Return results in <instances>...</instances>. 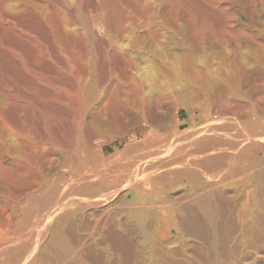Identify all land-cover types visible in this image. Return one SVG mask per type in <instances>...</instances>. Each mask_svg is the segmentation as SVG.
<instances>
[{
    "label": "rangeland",
    "instance_id": "rangeland-1",
    "mask_svg": "<svg viewBox=\"0 0 264 264\" xmlns=\"http://www.w3.org/2000/svg\"><path fill=\"white\" fill-rule=\"evenodd\" d=\"M5 1L2 2V4L0 1V13L7 16L8 13L13 14L16 12L18 5L19 7L20 4L23 6L24 1L29 0ZM10 3L12 7L10 6ZM13 3L15 6L17 5L16 8L13 6ZM32 3L37 6L35 11L40 15H43L44 18L46 17L47 20L50 21V24L48 22V24H45V22H39L36 17L37 19L36 21H33V23H30L28 19H22L23 21L17 19L19 22L18 26L16 28H11L9 23H5V21L3 22L0 19V50H4V52L6 50L5 53H7L6 55H3L5 53L0 51V55L2 56H0V71H2L0 72V75L5 73L4 77H0V80H2L0 82V86H2L0 87V106L5 109L8 120L13 119V122L11 121L12 123H16L17 119L13 115H15V113H21L25 117V127H29V125L33 123L40 134H44L47 130L48 121L44 119L40 105H35V109L32 110L26 102L27 94H25V92L27 93V91L30 90V85H28L30 78L27 79L29 76L24 68L26 61H29L30 58L34 61V54H37V50L34 47L33 49L31 45L26 43V46L23 47L24 51H21V56L19 57L8 48L9 45H17L21 48V43L18 42L16 34H19L18 31L22 29L32 33V37L27 39L28 41L30 40L29 43L34 42L39 45L44 59L46 54V57L48 58L47 61L51 58L53 60L56 59L57 61L59 58L58 63L62 67L65 66L67 61L73 60V55L67 51L68 46L64 32L69 31V33L76 37V43L78 45L86 51L89 50V53L91 52L90 54L87 52L88 56H84V61L87 64L88 61L90 62L89 75L86 78H80V81L85 85V89L83 88V97L87 99L90 107L87 112L88 121L93 120L99 111L106 107L107 103L111 105L114 100L121 97V95H124L123 88H125V78L127 79L126 76H128V74V78L132 81L138 79V82H143L140 78L141 69L152 64L157 66L160 59L167 64H170L171 62L175 63L176 61L190 55L195 58V61H197V66H195L197 71H202L204 66L210 68L215 74V85L212 87L213 89L210 90V93L212 92L213 94L211 93L210 96H206L205 92V94H203V91L194 84L186 85L183 80H178L176 76H174L175 78H160V81H165V85H169L165 86L163 85V82L160 83L161 87H166L168 91L167 92L166 89L163 88L165 89V95L167 97L166 105L174 104L172 111L179 116L178 120L182 127V131L186 132L187 136L190 135L187 139L188 141L196 136L200 137L203 134V131H205V128L214 129L212 133L209 131V133L213 134L212 136H218L219 134L218 137H227L224 136L226 133L222 131L217 132L218 130L215 129V127H218L217 124L214 123L215 119L206 122L193 120L191 118L200 115L203 106L206 108V105L209 104L210 100L217 99L214 98L213 95H216L215 97H217L216 93L220 89L219 83L222 75H225L226 73L228 74L233 70L232 68L234 67H231V63L233 65L235 64L234 69L237 70L238 68L241 73L244 74L245 80L241 84L242 86H240L239 91L242 94L244 93V96L245 94L248 96L246 95L245 99H241L228 93L226 98L229 101L234 103L241 102L248 105V97H250L249 94H251L249 92V88L251 87L250 84L255 80L258 81L260 79L258 82L263 84L261 87H263L264 90V75H262L264 74V0H34ZM1 5L4 6L1 7ZM8 5L10 8H8ZM7 9L9 10L7 11ZM30 10H32V8H30ZM85 13L87 15H85ZM10 16L12 15H9L8 17ZM13 17L14 16H12V18ZM62 20H64V22H62ZM65 23L66 25H64ZM51 25L53 26L52 28ZM5 26L7 27L5 28ZM112 27H123L125 30L123 36L115 38L111 32L113 30ZM60 28H62L61 31ZM106 28L110 29L109 33L108 30L106 31ZM53 32L58 34V36L60 35V39H55ZM105 32L108 33L109 37L108 35L106 37ZM9 39L10 41H8ZM37 41H40V44ZM1 45L4 47H1ZM44 47L47 48V53L44 51ZM49 51H52L53 53H49ZM25 52L29 55L27 56ZM58 52H61L62 54H59ZM153 52L154 54L152 55ZM31 53L33 55H31ZM115 53L124 54L127 58L126 63L128 65L125 61L120 62L114 57L113 54ZM11 54L13 59L15 57V61L11 59ZM48 54L52 56L50 59ZM56 54L62 56L53 58ZM7 56L10 57L12 61L9 60ZM86 57H88V59ZM19 60L22 63H20ZM60 60L64 61V63ZM4 61H7L10 65L6 66L7 63H4ZM33 61H31V63ZM28 63H30V61ZM93 64L95 66L92 68ZM199 65L202 67L200 68ZM14 67H16L15 70H13ZM102 67L104 72L101 69ZM6 68L8 69L5 70ZM138 68H140V71ZM18 70L20 72H18ZM14 71H16L17 74ZM124 71H126V73ZM18 74L19 76H17ZM15 76H17L16 78L18 80ZM117 77H121L124 80L121 79V81L117 82L119 80ZM12 78H15V80ZM11 79L14 81L12 82L13 84H11ZM3 81L6 83H4V86L2 85ZM23 81L26 84L24 85L21 83L20 85L19 83ZM90 82L93 86L91 87L93 88L92 90L88 89L91 85ZM123 82L124 84H122ZM16 83H18V85ZM147 85L148 84H146V86ZM25 86H27L28 89L24 88ZM2 89H5L4 91L6 94L3 93L4 91ZM18 89L19 92H17ZM10 90L12 96L9 95ZM24 90L26 91L24 92ZM116 92L117 94H115ZM3 94L5 96H3ZM13 97L20 99L14 100ZM23 97H25L26 100H23ZM10 98L13 99V102ZM92 98H94L96 102ZM20 103L22 104L21 106ZM177 103H179L180 106L175 107V104ZM6 104H9L10 106ZM248 107L250 108L249 105ZM94 108H96V110ZM250 111H252V108H250ZM32 112L35 114L33 119L30 117ZM107 113L109 114L110 112ZM106 114L103 113V116ZM108 114L106 115V118L103 116L100 117V129L103 132L102 138L104 140L102 139L99 142V145L103 144L102 141L108 143V145L104 146L106 155L110 156L114 152H127L130 157L137 154L134 150L126 151V148L128 145L133 148L134 145L141 142L142 139L144 140L145 133H147L150 128L136 125L134 123V116L126 117L118 125L115 123L112 115ZM184 122L187 123L184 124ZM214 125L216 126L214 127ZM155 132L157 137H154L153 139L159 140L158 137L163 135V132L160 131V129ZM232 132L233 134L230 131V135L235 134V130H232ZM209 133H205L203 137L208 134L209 137L206 136V138H210L211 134ZM12 137L13 135L8 137V139H12ZM166 145L167 142L163 141L162 143H159L157 147H165ZM193 149V147H188L186 150L190 152ZM259 151L261 152L260 155L253 154L252 157H264V150ZM243 164L244 163L241 160L240 165ZM127 173H129V175H127ZM255 173L250 172L251 175H255ZM124 175H127V178H137L135 182L139 181L140 183H142L145 176L143 174H134L131 171L125 172ZM123 180L116 176L110 178V181L116 184L109 190L100 192L102 197V194L106 196V198L103 197V199H105L103 202L101 201L89 207H85L82 206L83 203L78 199L75 200V205L66 207V209L68 208L66 211L70 210L73 214L75 222L73 228L68 229L66 233V237L68 238L71 247L75 248L76 251V254H74L69 260L74 259L77 253H81L80 255L83 256L88 264H96L97 262V264H101L99 261H94L95 257H92L93 254L91 252L97 250L101 254L99 260H102L103 258L105 264H264V190L258 193V196L256 195V197H253L251 191L254 188L255 182L246 184L243 181V176H239L234 180L231 179L224 183H220L217 186V189L215 190H224L222 187H224L225 190L226 188H228L227 190L238 188L239 192L236 193L233 191L232 194L235 197L230 200V202L228 201V204L231 203V206H229L227 202L225 203L224 200L221 201V199H219L217 201L225 212L224 214L226 215V213H228L226 215L227 218L226 216H223L224 218L221 217L219 219V233L217 232V236H213V234L205 231H195L187 235L182 233V228L184 227L183 219L178 214H175V210L180 205H186L189 202L191 203L189 198L186 199V195L190 193V191L188 190L189 186L185 182L169 184L165 188L155 189L151 186L144 187V184L137 187H130L127 186L126 183H123ZM135 194L142 196L150 194L155 197V201L138 202V200L133 199ZM7 204L6 200L4 203L3 201L0 202V208H7ZM145 208H147L151 217L155 215L157 218V221H154V223L151 222L150 224L151 230L155 234V237L150 239H147L149 236L144 232L143 225L135 214L137 211H141ZM229 208H232V210H229ZM84 211L86 213L90 211L92 216L90 215L87 217ZM19 212V208L11 210L10 213L12 219H3L2 222H0V234H2V236H0V245L2 243V245H4L8 237H15L16 232L19 234L20 230H18L19 226L17 224H19L18 222L23 218L22 215H19L21 214ZM36 221L37 219L33 218L27 224V230L24 231V233H28L29 231L28 234L30 235H28V237H31L30 239L33 243L29 238L27 242L31 247L36 244L39 236L38 233L40 234L41 230L39 228L35 229L36 226L34 225ZM4 223L8 224L5 225ZM172 228H174V230ZM14 230H16V232ZM4 231L9 234H6ZM106 231L108 234L110 233V236L105 234ZM43 232L45 231H42L40 235L42 238L39 241V246L44 250L48 246L46 243H49L51 234L47 231L45 235ZM10 234L12 235L9 236ZM18 234H16V236H18ZM111 234L114 236H111ZM6 235H8V237ZM33 235L34 237H32ZM107 236L112 238L109 239ZM123 237H129L132 240L134 245L133 251L129 248L127 249L124 244L120 245L118 243L117 239ZM45 240L46 243L44 242ZM115 247L117 249H115ZM107 255H109V257ZM48 259L49 263L47 262V264H66L64 258L57 255L55 256L54 254L48 257ZM171 260L173 261L171 262Z\"/></svg>",
    "mask_w": 264,
    "mask_h": 264
},
{
    "label": "bare ground",
    "instance_id": "bare-ground-1",
    "mask_svg": "<svg viewBox=\"0 0 264 264\" xmlns=\"http://www.w3.org/2000/svg\"><path fill=\"white\" fill-rule=\"evenodd\" d=\"M0 1L2 4V2L5 0ZM31 1L34 2V0ZM31 1H24V5L21 6L22 4H20V7L18 5L16 12L13 13L11 11L13 14L8 13L7 16H5L0 13V19L3 22L5 21V23H9L11 28H16L18 26L19 22L17 19L20 21L22 19H28L30 23H33V21H36L38 18L39 22H45V24L48 22L50 24V21L47 20L46 17L44 18L43 15H40L35 11L37 6ZM2 6L4 5H1V7ZM10 6L12 7L11 3ZM10 6L8 8H10ZM13 6H15L14 3ZM30 8H32V10H30ZM8 10L9 9H7V11ZM32 14L33 16L35 15V18L32 16ZM9 15L14 16L15 18H12V16L8 17ZM85 15L87 14L85 13ZM62 22H64V20H62ZM64 25H66V23ZM6 27L7 26H5V28ZM52 27L53 26L51 25V28ZM112 28L113 30L111 32L113 34H111L114 35L115 38H120L123 36L125 32L123 27ZM61 29L62 28H60V31ZM107 30L109 33L110 29L106 28V31ZM18 32L19 34L17 33L16 35L18 42L21 43V48L17 45V47L14 45H9L8 48L11 52L16 54V56L18 55L19 57L21 56V51H24L23 47L26 46V43L37 50V54L34 52V61L31 58V60L28 58L30 63H28L29 61H26V64L24 65V68L26 69L29 76L27 79L30 78V81L28 80L30 82V84L28 82V85H30V90L27 91V93L25 92L26 90H24V92L27 94L26 102L32 110L35 109V105H40L41 113L44 119L48 121V126L44 134L38 133L33 123H31L29 127H25V117L21 113H15V115H13L17 119L16 123H12L13 119H9V121L8 117L6 116L5 109L0 106V202L3 201L4 203L6 200V203H8L7 208H0V222H2L3 219H12L11 213L13 212L10 213V211L15 210V208H19V213H21L19 215L23 216L21 221L18 222L19 224H17L19 226L18 230H20L19 234L16 232V230H14L16 232L15 237H8V235H6L8 237L6 239L7 241L5 242L4 240L5 244L2 245V243L0 245V264H47L49 260L48 257L52 256L53 254L55 256L57 255L61 258H64V262L66 264H88L83 256L80 255L81 253H77L74 259L69 260L74 254H76V251L75 248L71 247L70 242L66 237V233L68 229L73 228L75 222L73 214L70 212V210L66 211L68 209H66V207L75 205V200L78 199L83 203L82 206L85 207L105 201L103 197L106 198V196L102 194V197L100 192L109 190L116 184L110 181V178L113 176L118 178L120 177L121 180L124 179L122 182L126 183V185L130 187H137L144 184V187L151 186L152 188L160 189L167 187L169 184H179L185 182L189 186L188 190L190 191V193L186 195V199L189 198L191 203L189 202L186 205H180L175 210V214H178L183 219L184 227L182 228V233L184 235L195 231L209 232L210 234H213V236L217 234L218 221H220L219 219L221 217L224 218L228 213L227 212L226 215L224 214L225 212L222 210L217 201L221 199V201L224 200L225 203L227 202L228 204V201L230 202V200L235 197L232 194L233 191L236 193L239 192L238 188L233 190H227L228 188H226L225 190V188L222 187L224 190H215L220 183H224L231 179L234 180L239 176H243V181L246 184L255 182L254 188L251 191L253 197H256L258 193L264 190V157L257 158L252 157V155L249 158L251 151L264 150V90L263 87H261L263 84L258 82L260 79L258 81H252V84H250L251 87L249 86V92L251 94H249V104H247L250 106V108H252V111H250L248 105L244 103H234L229 101L226 98L228 93L233 94L237 98L241 99H245L247 95L245 94L244 96V93L242 94L239 91L240 86H242L241 84L245 80L244 74L241 73L237 67V70L234 69L235 64L233 65L231 63L232 66H230L234 67L232 68L233 70L228 74H221L222 78L220 77V89H217V97H215L216 95H213V97L217 99L210 100L209 104L206 105V108L205 106H203V109L201 108L202 110L200 115L191 118L193 120L206 122L215 119V122H213L218 126L215 127L216 125H214L215 129L218 130L217 132L222 131L226 133L224 136L227 137H218L219 134L218 136H212L213 134L211 133L214 131V129L205 128V131H203V134L200 137L196 136L193 139L191 138L192 140L188 141L187 139L190 137V135L187 136L186 132L182 131V127L178 120L179 116L174 114V111H172L174 104L166 105V87L163 86L165 85V81H160V78L167 79L176 76L178 80H183L186 85L194 84L201 91H203V94L206 93V96H210L212 93H210V90L213 89L212 87L215 85V74L210 70V68L204 66L202 71H197L195 67L197 66V61H195V58L192 56L188 55L187 57L182 58L175 63L171 62L170 64H167L165 61L160 59V61L157 63V66L155 64L147 65L145 68L141 67V71L139 70L140 68H138L140 71V78L145 84L143 82H138V79L132 81L128 78L129 74L127 73V79L125 78L127 85L125 82V88H123L124 95H121V97H118L117 99L114 98L116 100H114L111 105L107 103L106 107L99 111L93 120L88 121L87 112L90 107L87 99L83 97V88L85 85L82 81H80V78H86L89 75L90 62L88 61L87 64L84 61V56L87 55V52L89 53V50L86 51L80 45H78L76 43V37L69 33V31L64 32L68 46L67 51L73 55V60L67 61L65 66L62 67L58 63L59 58L57 61L56 59H50L52 56L49 54L48 56L50 60L47 61V48L44 47V51L46 52H44L46 54L44 59L39 45L34 42L29 43L30 40L28 41L27 38H31L32 33L24 29ZM108 33L105 34L106 37ZM54 37L55 39H60L61 36H58V34L54 33ZM8 41H10V39ZM2 46L3 45H1V47ZM3 52L4 50L2 53ZM49 53L53 52L49 51ZM58 53L60 54L61 52ZM6 54L7 53L3 55ZM25 54L27 53L25 52ZM153 54L154 52L152 55ZM28 55L29 54H27V56ZM31 55L33 54L31 53ZM10 56L11 59H13L12 54ZM57 56L58 54H56V56L53 58H56ZM113 56L116 57L120 62H127V58L124 54L115 53ZM8 58L11 60L10 57ZM86 58L88 59V57ZM31 61L33 62L31 63ZM62 62L64 63V61ZM4 63H7V61H4ZM20 63L22 62L20 61ZM7 65H10V63H7L6 66ZM93 66L95 65L93 64L92 68ZM199 66L200 68L202 67L201 65ZM16 67H14L13 70H15ZM7 69L8 68L5 70ZM101 69L103 71V67ZM19 70L18 72H20ZM16 71L14 72L16 73ZM124 72L126 73V71ZM4 74L0 75V77H4ZM17 76H19V74ZM17 76H15V78ZM15 78L12 79L15 80ZM12 79L10 80L11 84L14 82ZM121 79L124 80L120 77L117 82L121 81ZM1 81L2 80H0V82ZM24 81L20 82L19 84L21 85V83H23L25 85L26 83H24ZM161 82H163L162 86L165 89L161 87ZM2 83L4 86L5 82L3 81ZM16 84L18 85V83ZM122 84H124V82ZM146 84L148 85L146 86ZM91 87H93L92 84L88 87V89L92 90L93 88ZM24 88L28 89L27 86ZM5 89L2 90L4 91ZM17 92H19V89ZM3 93H5V91ZM115 94H117V92ZM9 95H11V90ZM3 96L5 95L3 94ZM13 98L14 100L20 99L17 97ZM24 98L25 97H23V100H26V98ZM208 98L211 99L210 97ZM92 99L95 100L94 98ZM21 105L22 104L20 103V106ZM178 106H180L179 103L175 104V107ZM96 108L94 109L96 110ZM33 112L32 115L30 114L31 119H33V116L35 115ZM107 112H110L109 114L112 115V118L118 125L126 117L134 116V123L136 125L150 128V130L145 133L144 140L142 139V141L134 145L133 148L129 145L127 146L126 151L134 150L137 152V154L134 156L129 157L127 152H114L108 156L106 155L104 149V146L108 145V143L106 141H102L103 144L99 145V142L103 139V132L100 129V117L103 116V113L106 114ZM106 115L103 117L106 118ZM159 129L163 132V135L158 137L159 140H154L153 138L157 137L155 131H159ZM232 130H235L234 135H230L231 133L233 134ZM209 131H211V133H209ZM207 132L211 134L210 138H206V136L209 137L208 134L203 137V135H205ZM12 135V139H8V137ZM163 141L167 142V145L165 147H157L158 144L162 143ZM188 147H193L194 149L188 152V150H186ZM242 158L244 159L242 160ZM241 160L244 163L243 165H240ZM129 171L133 172L134 174L136 173L138 175H145L142 183L139 181L135 182L137 178H127L126 176L129 175V173H127L126 176L124 173ZM250 172L256 173L255 175H251ZM154 198L155 197L150 194H145V196L135 194L133 197V199L138 200V202L155 201ZM228 205L231 206V203ZM229 210H232V208H229ZM135 214L142 223L144 232H146L149 236L147 239L155 237L154 232L151 230L150 224L151 222L154 223V221H157L156 216L153 215V217H151V214L148 212L147 208L137 211ZM90 215V211L86 213L87 217ZM33 218L37 219L34 225L36 226L35 229L39 228L41 230L40 234L38 233L39 236L36 235L38 238L35 236L37 238L36 244L34 242L35 245L31 247L27 242L29 238L28 235H30L28 234L29 231L28 233H24V231L27 230V224ZM172 229L174 230V228ZM42 231H45L43 232L45 235L47 231L51 234V239L48 237L50 239L49 243H46V240L44 241L46 244H48L46 248L44 247V250L39 246V241L42 238V236H40ZM106 232L105 234H110ZM6 234L9 233L6 232ZM16 234H18V236H16ZM0 236H2V234H0ZM109 236H107L109 239L112 238ZM111 236L114 235L111 234ZM32 237H34V235ZM117 240L120 245L124 244L127 249L129 248L131 251L134 250V245L129 237H123ZM115 249L117 248L115 247ZM91 253L93 254L92 257H95L94 261H99L101 264H105L103 258L102 260H99L101 254L97 250H93ZM107 256L109 257V255ZM172 261L173 260H171V262Z\"/></svg>",
    "mask_w": 264,
    "mask_h": 264
},
{
    "label": "crops",
    "instance_id": "crops-1",
    "mask_svg": "<svg viewBox=\"0 0 264 264\" xmlns=\"http://www.w3.org/2000/svg\"><path fill=\"white\" fill-rule=\"evenodd\" d=\"M184 120H185V119H184ZM186 123H187V122H184V124H186ZM260 153H261V152L258 151V150L251 151V152H250V155H249V158H250L253 154H254V155H258V154L260 155ZM249 158H248V159H249ZM243 159H244V158H242V160H243Z\"/></svg>",
    "mask_w": 264,
    "mask_h": 264
}]
</instances>
